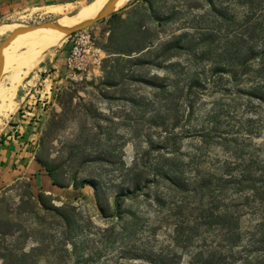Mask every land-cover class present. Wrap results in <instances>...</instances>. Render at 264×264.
<instances>
[{
  "label": "rangeland",
  "instance_id": "rangeland-1",
  "mask_svg": "<svg viewBox=\"0 0 264 264\" xmlns=\"http://www.w3.org/2000/svg\"><path fill=\"white\" fill-rule=\"evenodd\" d=\"M78 1L0 7V43L61 17L46 7ZM130 1L47 46L17 87L63 47L64 73L46 69L23 88L26 102L51 88L36 158L59 193L36 194L26 179L0 193V264H190L209 235L200 229L187 245L175 225L195 226L206 199L173 193L160 173L191 188L225 164L237 177L249 159H264L261 81L250 72L259 69L264 0ZM179 164L177 175L166 166ZM135 181L141 191L116 207ZM256 219L242 217L241 227Z\"/></svg>",
  "mask_w": 264,
  "mask_h": 264
},
{
  "label": "trees",
  "instance_id": "trees-1",
  "mask_svg": "<svg viewBox=\"0 0 264 264\" xmlns=\"http://www.w3.org/2000/svg\"><path fill=\"white\" fill-rule=\"evenodd\" d=\"M150 46L149 43L143 48L129 52L138 54L145 49L148 50ZM114 53L126 55L120 50ZM259 58V69L250 72L256 73V79L261 81L260 91L254 94L257 99L264 102V40H262ZM242 72H247V69L244 68ZM37 162L42 165L38 159ZM166 166L169 170H174V174L180 173L178 171L180 164L176 167ZM230 166L225 164L223 171L226 173L222 172L218 176L212 175L208 178L202 177L191 188L186 187V184H179L175 179L170 180L166 174L160 173L161 177L169 181L174 188L173 193L186 196L198 194L201 202L206 199V203L199 208L197 217L194 218L195 226L181 231L180 227L175 225L176 240L187 245L190 243V237L195 236L194 234L200 229L203 234L209 235L210 239L202 241L199 251L191 258L190 264H264V159H249L247 164L242 165L237 177L229 174L232 171ZM216 170H221V166ZM48 174L50 176L49 172ZM139 188V182L135 181L132 191L117 194L114 199L116 207L120 199L139 193L141 191ZM228 193L244 194L243 201L236 202L231 199L226 204L223 201L228 200ZM244 216L257 217L251 228L241 227V218ZM171 262L172 258L150 260L151 264H170Z\"/></svg>",
  "mask_w": 264,
  "mask_h": 264
},
{
  "label": "crops",
  "instance_id": "crops-1",
  "mask_svg": "<svg viewBox=\"0 0 264 264\" xmlns=\"http://www.w3.org/2000/svg\"><path fill=\"white\" fill-rule=\"evenodd\" d=\"M48 1L52 0H0V7L16 9L20 5L24 9L28 5H34L35 2ZM62 48L48 63H44L39 68V75L36 73L32 76L23 88L34 86L46 69H54L61 75L64 73L66 54L65 51H61ZM23 88L16 90L14 100L17 107L14 112L8 113V119L0 130V193L17 180L26 179L30 183L32 192L58 195L59 189L53 184L48 172L37 162L36 158L39 146L38 136L47 115L46 105L48 103H38L39 96L35 91L27 101L29 104L27 112L24 109L20 110L21 104L26 100ZM17 111L18 113L15 114Z\"/></svg>",
  "mask_w": 264,
  "mask_h": 264
},
{
  "label": "bare ground",
  "instance_id": "bare-ground-1",
  "mask_svg": "<svg viewBox=\"0 0 264 264\" xmlns=\"http://www.w3.org/2000/svg\"><path fill=\"white\" fill-rule=\"evenodd\" d=\"M129 1L91 0L88 2L80 0L75 5L48 6L46 7L48 12L61 17L44 26L23 29L8 38L6 42L0 43V117H6L9 112L13 111L15 106L13 98L22 77L26 76L32 60L47 46L65 38L73 30L80 29L104 15L118 11ZM15 58L17 64L13 63L12 73L1 78L10 61Z\"/></svg>",
  "mask_w": 264,
  "mask_h": 264
},
{
  "label": "built area",
  "instance_id": "built-area-1",
  "mask_svg": "<svg viewBox=\"0 0 264 264\" xmlns=\"http://www.w3.org/2000/svg\"><path fill=\"white\" fill-rule=\"evenodd\" d=\"M29 92L26 93V95H28ZM39 94V93H38ZM50 96H51V88L48 87L47 90L44 91V88L42 89L41 93L39 94V99H38V103H49L50 102ZM43 97V98H42ZM30 99V97H29ZM36 101V100H35ZM29 106V104H27V102H25V104L23 105L24 110L27 112V107ZM43 107V105L41 106Z\"/></svg>",
  "mask_w": 264,
  "mask_h": 264
},
{
  "label": "water",
  "instance_id": "water-1",
  "mask_svg": "<svg viewBox=\"0 0 264 264\" xmlns=\"http://www.w3.org/2000/svg\"><path fill=\"white\" fill-rule=\"evenodd\" d=\"M108 15H109V14H108ZM106 16H107V15H104V16L98 18L97 20H95V21H93V22L87 24L86 26H88V25H90V24H92V23H94V22H96V21H98V20H101V19L105 18ZM51 23H52V22H51ZM46 24H50V23H45V24H43V25H41V26H44V25H46ZM86 26H84V27H86ZM37 27H39V26H37ZM84 27H82V28H84ZM31 28H34V27H31ZM82 28H80V29H82ZM26 29H29V28H26ZM77 30H79V29L73 30V31L69 32L68 34H70V33H72V32H75V31H77ZM68 34H67V35H68ZM5 42H6V41H5Z\"/></svg>",
  "mask_w": 264,
  "mask_h": 264
}]
</instances>
